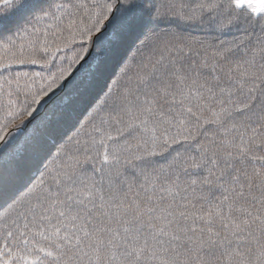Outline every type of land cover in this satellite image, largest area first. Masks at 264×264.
Returning <instances> with one entry per match:
<instances>
[{
	"label": "snow or ice",
	"instance_id": "1",
	"mask_svg": "<svg viewBox=\"0 0 264 264\" xmlns=\"http://www.w3.org/2000/svg\"><path fill=\"white\" fill-rule=\"evenodd\" d=\"M0 264H264V0H0Z\"/></svg>",
	"mask_w": 264,
	"mask_h": 264
},
{
	"label": "trees",
	"instance_id": "2",
	"mask_svg": "<svg viewBox=\"0 0 264 264\" xmlns=\"http://www.w3.org/2000/svg\"><path fill=\"white\" fill-rule=\"evenodd\" d=\"M23 70L35 71L39 69L36 66H25Z\"/></svg>",
	"mask_w": 264,
	"mask_h": 264
}]
</instances>
